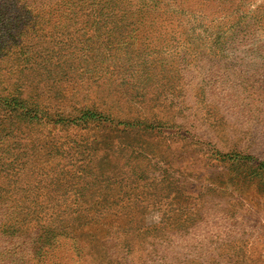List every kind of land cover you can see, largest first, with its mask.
Instances as JSON below:
<instances>
[{"label":"rangeland","instance_id":"rangeland-1","mask_svg":"<svg viewBox=\"0 0 264 264\" xmlns=\"http://www.w3.org/2000/svg\"><path fill=\"white\" fill-rule=\"evenodd\" d=\"M0 264H264V0H0Z\"/></svg>","mask_w":264,"mask_h":264}]
</instances>
